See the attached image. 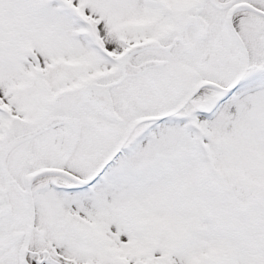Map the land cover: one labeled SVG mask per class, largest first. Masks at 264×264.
Instances as JSON below:
<instances>
[{
  "label": "snow or ice",
  "instance_id": "6c2138e0",
  "mask_svg": "<svg viewBox=\"0 0 264 264\" xmlns=\"http://www.w3.org/2000/svg\"><path fill=\"white\" fill-rule=\"evenodd\" d=\"M0 264H264V0H0Z\"/></svg>",
  "mask_w": 264,
  "mask_h": 264
}]
</instances>
